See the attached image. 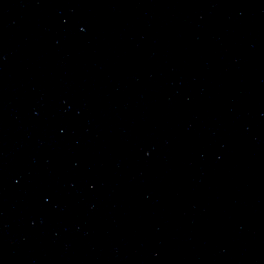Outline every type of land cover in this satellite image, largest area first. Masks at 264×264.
Returning <instances> with one entry per match:
<instances>
[{"label": "water", "instance_id": "95a60500", "mask_svg": "<svg viewBox=\"0 0 264 264\" xmlns=\"http://www.w3.org/2000/svg\"><path fill=\"white\" fill-rule=\"evenodd\" d=\"M0 264H264V0H0Z\"/></svg>", "mask_w": 264, "mask_h": 264}]
</instances>
